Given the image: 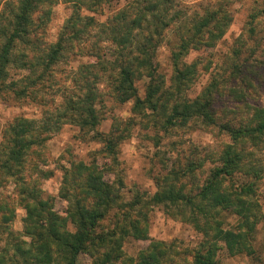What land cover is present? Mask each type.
Returning a JSON list of instances; mask_svg holds the SVG:
<instances>
[{
    "label": "trees",
    "instance_id": "1",
    "mask_svg": "<svg viewBox=\"0 0 264 264\" xmlns=\"http://www.w3.org/2000/svg\"><path fill=\"white\" fill-rule=\"evenodd\" d=\"M56 1L69 5L71 13L48 43L45 28ZM111 1L0 0V94L12 99L36 95L43 75L49 76L72 50L91 59L77 66L70 88L39 124L17 117L1 132L0 179L11 180L24 216L21 233L12 232L13 208L9 201L0 202V264H77L81 255L90 264H215L221 249L226 256L264 264L253 247L260 220L253 197L264 173V156L258 157L264 146V105L249 101L264 72V0L252 1L241 33L193 96L189 91L210 62L189 59L190 54L213 48L224 36L237 0H210L183 12L175 0H131L103 22L89 15ZM161 46L168 53L167 79L155 60ZM11 65L26 74L9 80ZM137 82H142V96ZM100 86L116 106L130 103L128 118L102 115ZM105 118L108 128L99 131ZM63 124L75 126L82 133L78 138L88 136L99 148L87 163L67 161V168L60 167L58 196L66 202L61 216L31 177L34 148ZM138 124L155 135L193 124L226 142L216 151L189 150L172 162L158 161L159 172L150 177L154 192L135 191L124 200L113 167L118 146ZM109 174L112 182L104 179ZM154 207L188 224L199 237L195 247L175 251L170 243L150 241L133 257L125 256L126 240H148Z\"/></svg>",
    "mask_w": 264,
    "mask_h": 264
},
{
    "label": "rangeland",
    "instance_id": "2",
    "mask_svg": "<svg viewBox=\"0 0 264 264\" xmlns=\"http://www.w3.org/2000/svg\"><path fill=\"white\" fill-rule=\"evenodd\" d=\"M131 0H113L109 4L94 13H89L99 22L118 10L123 5ZM210 0H175L179 10L190 11L198 7L199 4H204ZM254 0H237L231 5L230 11L232 22L228 27L224 36L216 43V45L204 51L190 54L189 59L194 57L200 58V61L205 63L210 62V67L207 73H200L198 79L189 91L190 96L196 94L210 78V74L217 71L223 57L228 52L233 40L241 33L246 16ZM71 9L69 5L56 1L50 7V14L46 24L44 41L54 42L60 31L65 19L70 15ZM74 50L66 54L60 62L50 68L49 76L42 77V86L34 88V93L29 99H12L9 95L0 94V143L2 130L17 117L26 120L35 121L39 124L40 121L48 114L52 108L57 107L64 95L70 87V78L75 72L79 64L90 62L88 57L74 55ZM167 50L161 46L156 51V62L158 70L167 79L170 75V66L168 62ZM41 70H36L31 74V79L40 73ZM27 71L21 70L14 66L8 68V79L15 80L26 74ZM264 72L259 75L261 84L253 89L254 95L250 97V102L255 105H264ZM42 76V75H41ZM263 78V79H262ZM99 87L101 93L102 105L99 106L102 115H113L118 118H128L130 103L121 106H116L105 96L104 90ZM136 87L138 95L142 96V82H137ZM101 88V89H100ZM65 90V92H64ZM39 98V99H38ZM110 121L104 119L98 126L99 131H106ZM189 125V124H188ZM171 129L166 134L155 132L149 128H143L141 125H136L131 129L130 136L118 146V154L116 157V165L113 167L114 176H118L123 183V189L120 190L122 198L128 200L134 192L151 194L154 192V186L151 180V175L159 172L154 165L160 160L163 163L174 161L175 157L187 154L190 151L200 149L206 151H216L220 143L226 142V139L221 134L203 130L196 125ZM78 129L69 124H63L60 129L51 135L49 140L43 143L42 146L34 148L37 162L35 163V173L31 179H37L36 185L46 197L52 198L53 210L63 216L66 208V202L61 200L59 190L62 181L61 166L67 168V161L89 162L93 158V153L98 150L99 144L91 141L88 136L85 139L78 138L82 133ZM264 156V146L258 154ZM98 162V161H97ZM100 162V161H99ZM49 173L47 178L44 174ZM43 174V175H42ZM198 177H203L204 173H198ZM105 180L112 182L111 174L105 175ZM17 198L14 195L13 185L10 179H0V202L9 201L13 208V219L9 223V229L14 233H21V220L24 216V210L17 205ZM253 202L257 205V211L260 215L259 223L256 226L253 247L255 254L261 259H264V173L262 179L257 185ZM148 240L132 241L126 240L123 244V252L125 256L133 257L135 253L147 246L150 241L162 242L174 247L175 251L190 250L195 247L198 242V235L192 230L188 224L181 223L177 219L167 217L159 207L151 209L149 214ZM229 222L232 219L229 218ZM27 241L25 238H22ZM77 264H90V260L86 256H79ZM215 264H255L252 260L245 256H226L221 249L216 255Z\"/></svg>",
    "mask_w": 264,
    "mask_h": 264
}]
</instances>
